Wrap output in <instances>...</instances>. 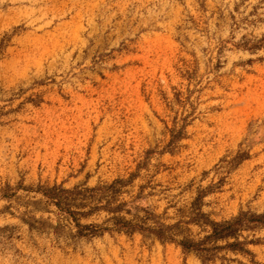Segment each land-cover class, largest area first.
I'll return each mask as SVG.
<instances>
[{"label": "rangeland", "instance_id": "rangeland-1", "mask_svg": "<svg viewBox=\"0 0 264 264\" xmlns=\"http://www.w3.org/2000/svg\"><path fill=\"white\" fill-rule=\"evenodd\" d=\"M132 177L75 214L43 195ZM242 212L264 216V0H0V264H264L263 225L207 263L179 244Z\"/></svg>", "mask_w": 264, "mask_h": 264}, {"label": "trees", "instance_id": "trees-1", "mask_svg": "<svg viewBox=\"0 0 264 264\" xmlns=\"http://www.w3.org/2000/svg\"><path fill=\"white\" fill-rule=\"evenodd\" d=\"M135 178L132 177L130 181L125 180H117L112 185L106 186V187H98L91 190H82L80 188H75L74 190H66L62 187H54L50 190L43 191V195L55 205L65 211L69 214H75V212L72 211V208L80 207L83 208L85 205L84 203L80 205H75L76 198L79 196H84L85 194H91L93 197H99V201L108 200V198L111 199V201L115 200V198L120 193V190L117 189L119 185H124L125 187L131 183ZM123 186V187H124ZM107 198V199H106ZM142 200V196L136 197L132 202L130 203H124L121 204L119 207L116 208H110V202L108 203V207H95L88 213H84V216H90L95 210H106L110 214H116L119 212H126L132 214V212H138L137 209L143 210L141 205L139 204ZM136 208V209H134ZM137 216V213L136 215ZM75 221L78 222V219H75ZM117 224L121 227H123L126 230H129L130 232H141L142 234H145V232L150 233V235L156 237L162 242H175L173 237H170L168 235V232L172 229H174V226H166L164 224L155 223L156 225L154 227H144L140 225H133L132 222H127L123 218L116 219ZM209 226L211 227V234L208 235L204 240L195 242L193 240L189 239H183L179 242V244L182 246V248L187 252H196L200 254L202 260L204 263H207L213 258V255L210 256L211 252H216L218 250L227 248L231 249L233 251H240L244 252V243L240 242L238 240L239 233L242 230H245L246 226L249 225H263L264 226V216H257L252 213H245L242 212L238 217L226 221V222H212L208 221ZM77 226L81 229L83 228H90V227H97V226H83L80 223H77ZM119 230H122L119 228ZM82 235V233H79ZM230 239H236L233 243H228L225 247H212L207 248V244L217 243L219 241H228ZM247 252V251H245Z\"/></svg>", "mask_w": 264, "mask_h": 264}]
</instances>
